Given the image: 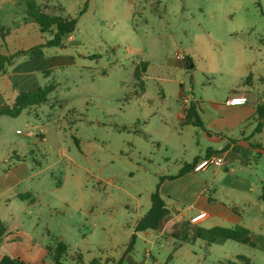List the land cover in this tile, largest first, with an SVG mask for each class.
I'll use <instances>...</instances> for the list:
<instances>
[{
	"label": "rangeland",
	"instance_id": "rangeland-1",
	"mask_svg": "<svg viewBox=\"0 0 264 264\" xmlns=\"http://www.w3.org/2000/svg\"><path fill=\"white\" fill-rule=\"evenodd\" d=\"M26 1L33 0H0V61L8 60L0 88L14 84L18 61L39 70L30 90L56 89L47 103L0 117V219L8 227L19 220L37 240L80 249L86 263L116 256L157 187L218 143L208 142L196 118L183 124V99L193 96L196 112L212 111L211 102L224 104L246 87L252 105L261 104L264 0H35L45 14L77 20L74 40L66 36L57 48L44 47L52 35ZM179 54L189 68L171 69ZM59 60L64 66L55 68ZM137 69L147 72L141 81ZM253 123L244 125L246 136ZM255 157L254 173L245 175L264 180V152ZM253 241L159 239L143 245L138 259L147 248L157 260L149 264H236L238 257L264 264V234Z\"/></svg>",
	"mask_w": 264,
	"mask_h": 264
},
{
	"label": "crops",
	"instance_id": "crops-1",
	"mask_svg": "<svg viewBox=\"0 0 264 264\" xmlns=\"http://www.w3.org/2000/svg\"><path fill=\"white\" fill-rule=\"evenodd\" d=\"M15 64L14 70L10 74L14 84L9 83L6 87L0 88V98L6 103L10 102L7 96H13L12 102L16 100L17 96L21 94L18 90L21 85L28 87L26 89L28 92L34 90H30V87L35 83V74L39 72L38 69H30L28 65L26 66V62L20 63L17 61ZM190 64V59L183 54H179L170 67L171 69L182 70L189 68ZM54 66L55 68H59L64 65L59 60ZM48 71L51 73L52 69L45 70L46 75L49 74L47 73ZM145 74H143V77ZM4 77H8V74H0V79H4ZM245 89L246 87L232 90L224 104L219 101L211 102L212 111L207 108L205 110L199 108L196 112L199 118L198 123L202 126L201 129H204L208 135V142L216 140L218 143L215 145L208 144L204 152L196 156L189 165L206 158L207 151L213 150L215 152L214 155H220L226 159V166L223 168H209L198 173L191 169V171L186 172L180 178L163 182L160 186V191L164 197L168 195L173 197V201L167 203L171 215L178 222L191 223L193 217L206 213V216L199 222L191 224L207 230L215 227H243L250 231L253 241L255 240V233L258 231L264 234V202L261 199L264 180L257 181L252 176H246L245 173L248 170H253L254 173L252 163L255 160V154L257 155V152H259L261 157L263 153L261 150L253 149L251 145H261L260 142H257L255 128L256 124L258 125L257 109L260 105L264 104V97L261 99V104L254 107L252 105L251 94ZM240 95L248 98L249 102L246 105H227L229 99ZM191 107L195 108L194 104ZM182 112V122L184 125H187L184 121L187 112L184 111L183 106ZM251 120L254 123L250 129L248 128V135L246 136L244 125L248 124ZM263 131L264 121H262V134ZM239 135L240 138L238 137ZM246 138L250 140L246 141ZM227 146L228 148L225 150ZM262 147L264 148V145ZM209 170L212 171L209 172ZM211 174H213L211 176L213 179L210 177ZM143 217H139L135 222L129 234V240L120 254H116V256H100L94 259H100L102 263L107 260L114 261V263L109 264H116L121 259L123 260V264H149L151 260L156 262L157 260L153 258L150 250L147 248H144L146 256H143V259H138L142 246H153L159 239L167 242L173 240L165 239L161 234L154 231L138 233L134 255H125L126 246L135 232L137 223ZM21 227L22 225L19 223V220L14 226L8 227V233L2 239V242H0V262L4 256L8 255L14 259H20L27 264H55L53 257L49 254L48 248H54L56 245L48 244L46 240H37L28 231L22 230ZM152 232L157 234L154 238L151 235ZM77 251L81 252L80 249L71 251L69 248V259L65 260L64 264H89L94 260L92 259L87 263L84 259L83 262H73L71 257Z\"/></svg>",
	"mask_w": 264,
	"mask_h": 264
},
{
	"label": "trees",
	"instance_id": "trees-1",
	"mask_svg": "<svg viewBox=\"0 0 264 264\" xmlns=\"http://www.w3.org/2000/svg\"><path fill=\"white\" fill-rule=\"evenodd\" d=\"M52 0H48V3ZM26 5L29 8L30 17H32L36 23H38L43 32H50L52 39L46 41L44 47L57 48L64 44V38L69 35H73L77 27V20L70 17H62L58 15H49L36 4V1H26ZM54 12H63V9L59 5H52ZM8 62L6 58H1L0 74L5 73L4 63ZM48 71L47 73H49ZM144 72L137 69L135 78L141 81V77ZM56 89L54 85L39 87L29 92L21 93L17 96L15 102L10 105L0 98V117L9 116L12 118L19 117L25 110L41 106L48 102L49 96ZM258 111V125L256 132H261L262 121H264V104L260 105ZM185 122L190 123L196 118V123L199 122V118L196 114L195 108L190 107L186 111ZM233 142V141H231ZM255 150H261L264 152V148L261 145H251ZM228 146L225 148V150ZM206 157L214 155L213 150H208ZM216 155V154H215ZM260 153L257 152V157ZM255 157V158H257ZM196 164V163H195ZM185 166L177 177H169V179H177L183 176L186 172L194 169V165ZM261 199L264 202V186L262 189ZM154 231L162 235L165 239H171L175 242H184L195 244L199 240L208 241L210 244H222L226 241H235L241 244L254 246L252 236L249 230L243 227L224 228L215 227L207 230L204 228L196 227L188 222L180 223L171 215V211L168 208V203L160 191V185L157 187L156 192L151 196V207L147 214L137 223L135 232L130 238L129 243L126 246L125 255L132 256L136 249L138 233ZM8 233V226L0 219V242ZM49 254L53 257L55 264H64V261L69 259V247L64 243H57L54 248H48ZM73 262H83V255L80 251H77L74 256L71 257ZM236 264H252L251 261L245 257H238ZM114 261L107 260L102 263L100 259H94L89 264H109ZM0 264H27L20 259H14L8 255L1 259ZM116 264H123L121 259Z\"/></svg>",
	"mask_w": 264,
	"mask_h": 264
},
{
	"label": "built area",
	"instance_id": "built-area-1",
	"mask_svg": "<svg viewBox=\"0 0 264 264\" xmlns=\"http://www.w3.org/2000/svg\"><path fill=\"white\" fill-rule=\"evenodd\" d=\"M67 40L69 42L74 40L73 35H69L67 36ZM249 102L248 98L244 95H240V96H234L231 99H229L227 101V105L230 106H244ZM193 104V96H188L187 98H184L182 101V106L184 111L186 112L188 109H190V107ZM26 136L28 137H32L35 136V134L30 130L27 129L26 132L24 133ZM227 164L226 159L223 156L220 155H212L210 157H206L204 159H201L199 162H197L194 165V169L193 171L198 173L201 171H204L206 169H209L211 167L213 168H223L225 167ZM206 216V213H201L199 215H197L196 217H193L191 219V223L195 224L197 222H199L202 218H204Z\"/></svg>",
	"mask_w": 264,
	"mask_h": 264
},
{
	"label": "water",
	"instance_id": "water-1",
	"mask_svg": "<svg viewBox=\"0 0 264 264\" xmlns=\"http://www.w3.org/2000/svg\"><path fill=\"white\" fill-rule=\"evenodd\" d=\"M63 47H65V46H63Z\"/></svg>",
	"mask_w": 264,
	"mask_h": 264
}]
</instances>
